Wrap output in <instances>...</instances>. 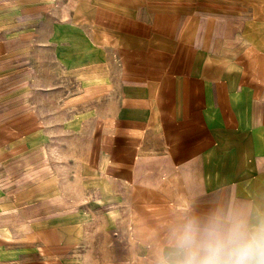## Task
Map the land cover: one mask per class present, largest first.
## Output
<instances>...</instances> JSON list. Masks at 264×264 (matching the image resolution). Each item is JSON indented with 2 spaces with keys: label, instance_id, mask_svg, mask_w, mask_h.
Here are the masks:
<instances>
[{
  "label": "crops",
  "instance_id": "crops-1",
  "mask_svg": "<svg viewBox=\"0 0 264 264\" xmlns=\"http://www.w3.org/2000/svg\"><path fill=\"white\" fill-rule=\"evenodd\" d=\"M18 2L0 34L1 165L15 155L40 160L53 141L34 94H52L54 82L40 79L58 76L39 74L41 65L38 73L37 46L57 56L64 46L62 60L88 76L100 42L118 64L111 111L72 153L84 191L100 190V205L112 207L100 238L115 248L127 233L128 256L102 264H149L143 246L152 226L186 196L264 190V0H66L64 19L50 20L44 38L42 21L59 1ZM90 25L98 36L89 37ZM45 233L62 252L68 233L82 232L73 224Z\"/></svg>",
  "mask_w": 264,
  "mask_h": 264
},
{
  "label": "rangeland",
  "instance_id": "rangeland-1",
  "mask_svg": "<svg viewBox=\"0 0 264 264\" xmlns=\"http://www.w3.org/2000/svg\"><path fill=\"white\" fill-rule=\"evenodd\" d=\"M36 1L48 3V0H0V34L7 32L8 22L11 26L14 24V15L7 16V8L15 6L16 2L27 4ZM56 1H59L58 10L42 21L43 38L48 35V29H52L50 20L64 19L63 2L66 0ZM31 27L30 22L24 27L25 32H31ZM58 32L60 37L64 36V31ZM99 32L89 26V37L98 36ZM52 48L37 46L35 55L38 73L41 65L39 74H47L50 68L58 76L50 80L40 79L41 84L54 82L50 88L53 93L40 91L34 94V100L40 105L43 115L51 119L52 125L46 128L53 141L43 143H47L48 149H42L44 157L40 160L15 155L7 164L0 163V264L116 262L118 257L128 256L127 233L121 234L115 248L111 240L108 245L107 239L100 238V224L104 222L102 216L112 207L100 205V190L90 194L84 191L86 181L79 173L81 167L77 166L80 160L72 158V153L79 146L81 135L91 137L95 128L93 120L100 116L102 122L111 111L112 100L118 92V64L111 47H104L100 42L99 65L90 61L88 76L85 66L81 71L75 63L62 60L65 57L64 46L55 47L59 51L58 56ZM30 53L31 60L33 51ZM27 63L32 65L30 61ZM99 68L100 78H97ZM84 136L83 139L86 138ZM73 224L82 233H68L71 244H62L64 250L60 252L52 244L55 239L45 232L56 225L65 227ZM103 246L106 247L100 248Z\"/></svg>",
  "mask_w": 264,
  "mask_h": 264
},
{
  "label": "clouds",
  "instance_id": "clouds-1",
  "mask_svg": "<svg viewBox=\"0 0 264 264\" xmlns=\"http://www.w3.org/2000/svg\"><path fill=\"white\" fill-rule=\"evenodd\" d=\"M152 227L143 246L149 264H264V190L189 195Z\"/></svg>",
  "mask_w": 264,
  "mask_h": 264
}]
</instances>
